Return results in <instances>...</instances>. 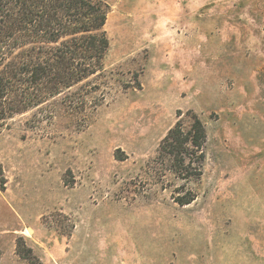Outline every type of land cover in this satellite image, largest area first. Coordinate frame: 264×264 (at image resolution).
<instances>
[{
	"label": "rangeland",
	"instance_id": "374dc122",
	"mask_svg": "<svg viewBox=\"0 0 264 264\" xmlns=\"http://www.w3.org/2000/svg\"><path fill=\"white\" fill-rule=\"evenodd\" d=\"M102 1L86 112L0 122V264H264V0ZM191 110L205 160L184 179L154 158Z\"/></svg>",
	"mask_w": 264,
	"mask_h": 264
},
{
	"label": "trees",
	"instance_id": "16d2710c",
	"mask_svg": "<svg viewBox=\"0 0 264 264\" xmlns=\"http://www.w3.org/2000/svg\"><path fill=\"white\" fill-rule=\"evenodd\" d=\"M107 14L102 0H0V122L47 103L53 104L48 120L60 110L86 112V94L98 85L90 84L87 92L84 87L105 71ZM187 115L188 123L180 117L162 138L154 162H169L178 177L197 179L207 131L194 111ZM194 198L177 202L185 205Z\"/></svg>",
	"mask_w": 264,
	"mask_h": 264
}]
</instances>
